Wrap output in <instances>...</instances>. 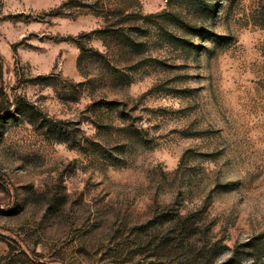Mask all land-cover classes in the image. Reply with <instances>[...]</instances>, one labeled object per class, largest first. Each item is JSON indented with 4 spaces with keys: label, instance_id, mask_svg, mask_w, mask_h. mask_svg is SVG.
<instances>
[{
    "label": "rangeland",
    "instance_id": "1",
    "mask_svg": "<svg viewBox=\"0 0 264 264\" xmlns=\"http://www.w3.org/2000/svg\"><path fill=\"white\" fill-rule=\"evenodd\" d=\"M0 264H264V0H0Z\"/></svg>",
    "mask_w": 264,
    "mask_h": 264
}]
</instances>
